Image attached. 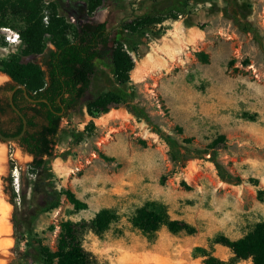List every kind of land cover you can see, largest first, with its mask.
Returning a JSON list of instances; mask_svg holds the SVG:
<instances>
[{"label":"rangeland","instance_id":"374dc122","mask_svg":"<svg viewBox=\"0 0 264 264\" xmlns=\"http://www.w3.org/2000/svg\"><path fill=\"white\" fill-rule=\"evenodd\" d=\"M169 1L42 0L41 15L45 24L50 15L61 14L76 25L84 8L94 7L84 17L106 23L109 34L123 41L133 59L126 86L132 104L144 109L179 144L192 137L190 148H204L224 136L216 161L241 177L242 183L221 182L207 159L175 164L167 146L123 104L112 105L91 119L85 99L117 85L108 76L106 64L98 61L77 110L61 120L55 156L48 160V187L56 192L69 190L86 203L85 210L75 211L63 196L57 209L30 220L35 205V174L29 168L32 156L16 143L0 142L6 169L0 174V195L10 208L7 264H27L20 255L35 238L54 251L61 223L89 224L104 208L114 211L118 220L101 235L88 227L79 233L82 247L98 264H203L198 249L228 261L229 249L213 244L212 239L220 235L239 239L264 221V0H187L190 11L186 16L166 19L139 35L124 31L136 16ZM225 12L255 26L263 50ZM9 23L15 28L0 29L19 34L20 24ZM45 41L47 48H53L48 36ZM22 50L20 41L8 45L0 39V100H4L3 89L14 85L1 71L2 62L17 58L46 72L41 56L25 57ZM200 52L206 54L208 63L201 62ZM245 60L248 65H243ZM43 78L47 80L46 75ZM12 127L10 115H0V128ZM73 135L80 140L73 141ZM250 179L257 180V186ZM150 202L164 205L171 219L188 223L196 232L173 234L161 228L152 236L142 234L131 219Z\"/></svg>","mask_w":264,"mask_h":264},{"label":"trees","instance_id":"16d2710c","mask_svg":"<svg viewBox=\"0 0 264 264\" xmlns=\"http://www.w3.org/2000/svg\"><path fill=\"white\" fill-rule=\"evenodd\" d=\"M99 2V1H98ZM42 0H0V27L10 26L9 22H16L20 27L19 39L23 45V56H41V66L33 63L22 64L17 58H10L1 63V71L8 75L14 85L3 89L4 100H0V115H10V130L0 132L6 137H15L21 133L22 120L12 110L8 97L15 86H23L30 103L24 96V90L17 89L13 94L14 106L26 119V131L18 141V145L32 156L29 168L35 174L32 188L34 208L29 214L30 220H35L40 214L50 212L60 206L61 198L73 206L75 211L87 208L69 190L52 191L48 187V160L54 158L55 146L61 133V120L68 114L75 112L90 88L91 79L96 72V62L102 61L108 68V76L117 85L112 84L103 94L91 95L85 99L84 108L87 115L97 118L106 113L115 104H123L137 119L143 121L150 132L155 134L168 148L171 160L181 164L193 159H207L213 164L217 177L225 184L237 186L242 178L230 173L216 161V152L224 142V136H218L204 148H190L193 138H184L179 144L170 135L164 134L161 128L153 122L147 112L132 104V95L126 86L130 82V74L134 62L124 48L122 40L113 38L107 31L106 23H93L80 15L77 24L73 25L65 20L61 14H52L45 24L43 22ZM190 8L187 0H171L150 13L136 16L124 26V31L130 34L145 33L154 24L166 19L186 16ZM225 15L231 19L234 26L244 33L252 35V39L261 50L262 40L255 26L246 20H241L228 12ZM50 38L53 48H47L45 37ZM131 46V45H130ZM264 56V50H263ZM203 63H208L204 53H198ZM248 65V61H243ZM46 75L45 81L43 76ZM22 101L23 106L19 103ZM181 132V128H177ZM73 141H79L78 136H72ZM146 147L145 141L139 142ZM257 186V180L250 179ZM118 220V215L110 209L99 210L89 224L65 221L60 224V232L56 249L51 251L42 243V239L35 238L28 243L27 250L20 255L27 264H98L94 257L86 252L81 245L79 233L88 227L96 235L104 233L109 226ZM13 217V227L16 226ZM131 224L146 236H152L161 228L170 233L184 232L193 235L196 229L183 221L171 219L164 205L150 202L138 208L131 219ZM213 244L229 249L231 258L228 261L214 257L206 249H198L203 264H236L239 261H249L250 264H264V221L257 223L251 231L243 237L230 240L225 236L212 239Z\"/></svg>","mask_w":264,"mask_h":264},{"label":"bare ground","instance_id":"6f19581e","mask_svg":"<svg viewBox=\"0 0 264 264\" xmlns=\"http://www.w3.org/2000/svg\"><path fill=\"white\" fill-rule=\"evenodd\" d=\"M5 154L2 149H0V174L5 173ZM16 176V173L14 174ZM10 208L6 205L0 195V264H7L9 255V217Z\"/></svg>","mask_w":264,"mask_h":264},{"label":"water","instance_id":"95a60500","mask_svg":"<svg viewBox=\"0 0 264 264\" xmlns=\"http://www.w3.org/2000/svg\"><path fill=\"white\" fill-rule=\"evenodd\" d=\"M17 89H22L24 90V96L25 98H27L29 101L33 102L34 100L29 99L26 92H25V88L23 86H15L14 89L9 93V97H8V102L12 108V110L17 114V116L22 120V130L21 133L18 136L15 137H6L4 136L1 132H0V142L1 143H16L18 144V141L22 138V136L24 135L25 131H26V119L23 116V114L14 106L12 98H13V94Z\"/></svg>","mask_w":264,"mask_h":264},{"label":"built area","instance_id":"2783aa9c","mask_svg":"<svg viewBox=\"0 0 264 264\" xmlns=\"http://www.w3.org/2000/svg\"><path fill=\"white\" fill-rule=\"evenodd\" d=\"M46 19L47 18H45V20ZM0 39L4 40L8 45H16L20 41L19 35L13 30L7 28L0 29Z\"/></svg>","mask_w":264,"mask_h":264},{"label":"flooded vegetation","instance_id":"af4514ba","mask_svg":"<svg viewBox=\"0 0 264 264\" xmlns=\"http://www.w3.org/2000/svg\"><path fill=\"white\" fill-rule=\"evenodd\" d=\"M29 102H30V103H34L35 101H33V102L29 101ZM18 103H19V106H20V107L23 106L22 101H20V102H18Z\"/></svg>","mask_w":264,"mask_h":264}]
</instances>
